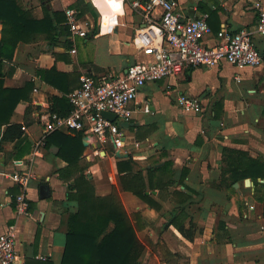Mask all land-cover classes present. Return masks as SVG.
I'll return each instance as SVG.
<instances>
[{"label": "crops", "instance_id": "0c3cea01", "mask_svg": "<svg viewBox=\"0 0 264 264\" xmlns=\"http://www.w3.org/2000/svg\"><path fill=\"white\" fill-rule=\"evenodd\" d=\"M84 1L96 13L94 16L87 8L81 16L86 37L72 36L69 30V35L53 45L41 33L32 42H19L14 59L4 62L5 87H22L29 80L34 83L32 101L19 102L10 118L11 123H23L26 108L32 106L24 126V136L32 144L43 133V121L51 113L50 100L63 94L43 81L38 69L54 67L72 75L69 97L81 85L77 74L101 78L125 72L134 63L154 61L152 50L134 42L144 19L131 8V0ZM176 1L186 21L209 15L212 33L204 38L209 46L217 42V33L225 25L233 31L252 27L259 10L264 9V0ZM20 2L36 18H42L45 6L65 12L75 0ZM1 29L0 23V36ZM155 42L160 44V36ZM254 42L264 58V35H256ZM183 94L197 98L201 111H184L177 102ZM129 110V121L118 123H126L120 125L124 134L121 152L132 158L133 170H143L147 177L148 168L170 162L166 171L154 175L157 188L148 190L161 208L157 210L122 189L116 163L124 158L116 157L113 144L98 147L84 136L83 144H88L80 164H88L86 174L96 194L115 193L133 222L141 225L137 234L146 245L142 264H264V179L249 177L232 183L230 172L239 152L264 160V62L242 68L230 63L185 66L174 77L145 84L129 103ZM5 128L0 129V232L17 219L20 264H60L67 218L77 209L68 198L72 180L59 175L68 163L57 156L58 147L51 144L35 156L32 165V150L20 159L21 165H15L17 159L12 155L18 141H2ZM27 166L35 173L27 190L29 210L17 217L15 197L19 192L13 194L17 185L6 174ZM43 184L50 187L45 198L40 197ZM187 195V202L181 205L179 199ZM173 214L179 216L167 226ZM177 224H183L192 238L183 236Z\"/></svg>", "mask_w": 264, "mask_h": 264}, {"label": "trees", "instance_id": "16d2710c", "mask_svg": "<svg viewBox=\"0 0 264 264\" xmlns=\"http://www.w3.org/2000/svg\"><path fill=\"white\" fill-rule=\"evenodd\" d=\"M67 6L77 9L79 17L84 15L87 8L96 15L93 6L84 0H75ZM44 9V16L36 18L20 0H0V129L6 125L1 140L18 141L12 155L17 160L22 159L33 147L25 138L22 129L26 126L32 106L26 108V121L23 123H11L10 118L19 102L32 101L34 83L29 80L22 87H5L3 66L5 61L14 59L19 42H32L38 34L44 33L49 43L57 45L62 36L69 35L65 12L53 11L46 6ZM37 75L46 83L63 91L61 96H53L50 100L51 113L63 116L69 114L72 104L66 94L73 90L70 86L73 76L58 72L54 67L38 69ZM77 79L80 82L78 74ZM83 137L84 134L79 131H55L47 136L45 143V146L56 145L57 156L68 163L65 169L59 171V175L66 180H72L68 184V198L77 205L76 211L69 213L67 218L66 243L60 264H142L141 258L146 245L137 234L141 225L133 222V218L115 193L106 196L96 194L95 186L86 174L88 164H80L85 150ZM238 154V162L230 169L232 183L249 177L255 180L264 179L263 159L252 158L245 152ZM116 165L122 189L159 210L160 203L148 194V190L157 188L158 184L154 183L153 177L157 172L166 171L170 162L148 168L147 177L143 170H133L131 157L118 160ZM18 192L19 187L16 186L13 194ZM183 197L179 199L181 205L188 200V195ZM184 209L185 207H180L181 211ZM178 216L179 214H173L167 226L175 223L174 219ZM177 226L183 236L192 238L183 224Z\"/></svg>", "mask_w": 264, "mask_h": 264}, {"label": "built area", "instance_id": "2783aa9c", "mask_svg": "<svg viewBox=\"0 0 264 264\" xmlns=\"http://www.w3.org/2000/svg\"><path fill=\"white\" fill-rule=\"evenodd\" d=\"M130 6L144 19V27L137 30L134 42L141 48L152 50L154 61L150 64L134 63L125 72L101 78L81 74L80 87L68 97L72 104L70 113L64 116L49 113L44 119L43 133L33 143L29 155L31 165L45 147L47 136L55 131H79L101 147L111 143L115 151L122 150L124 134L118 120L129 121V103L137 98L145 84L174 77L185 66L213 67L230 63L242 68L256 67L264 62L254 42L256 35H264V9L259 10L257 22L252 27L233 31L225 25L217 33V42L209 46L204 44L205 36L212 33L207 13L186 21L177 10L176 0H131ZM78 13L75 8L65 9L67 24L72 36L86 37L87 29ZM159 36L161 42L156 44ZM177 102L186 112L201 111V103L195 97L183 94ZM105 111L115 113L117 120L106 118ZM22 129L24 131L25 127ZM13 162L17 166L22 164L21 160ZM6 176L20 190L15 197L17 217L27 214V190L35 173L31 166H27ZM17 225L16 219L0 232V264L21 263L17 250Z\"/></svg>", "mask_w": 264, "mask_h": 264}, {"label": "water", "instance_id": "95a60500", "mask_svg": "<svg viewBox=\"0 0 264 264\" xmlns=\"http://www.w3.org/2000/svg\"><path fill=\"white\" fill-rule=\"evenodd\" d=\"M103 115L108 118L109 120L111 121H116L117 120V115L115 113H112V112H108V111H105L103 112ZM126 124L125 122H121L120 125H124ZM88 143L86 141H84V145H87ZM98 147H101L100 144H97ZM128 154L127 153H123L121 152V150H117L116 151V157L117 158H125L127 157ZM248 183H251L250 179H246ZM50 195V187L49 185H46V184H43L40 186V197L41 198H45V197H48Z\"/></svg>", "mask_w": 264, "mask_h": 264}, {"label": "bare ground", "instance_id": "6f19581e", "mask_svg": "<svg viewBox=\"0 0 264 264\" xmlns=\"http://www.w3.org/2000/svg\"><path fill=\"white\" fill-rule=\"evenodd\" d=\"M104 11V10H103ZM105 12H106V10H105ZM105 14V13H104ZM108 14V13H107ZM113 14V13H112Z\"/></svg>", "mask_w": 264, "mask_h": 264}, {"label": "rangeland", "instance_id": "374dc122", "mask_svg": "<svg viewBox=\"0 0 264 264\" xmlns=\"http://www.w3.org/2000/svg\"><path fill=\"white\" fill-rule=\"evenodd\" d=\"M105 147H107V145L105 146ZM99 157V156H98ZM143 242V241H142Z\"/></svg>", "mask_w": 264, "mask_h": 264}]
</instances>
